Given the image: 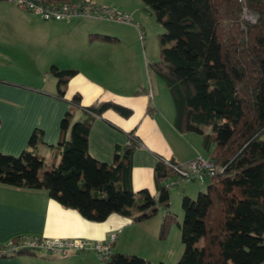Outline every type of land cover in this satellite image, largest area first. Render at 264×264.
<instances>
[{"label":"trees","instance_id":"16d2710c","mask_svg":"<svg viewBox=\"0 0 264 264\" xmlns=\"http://www.w3.org/2000/svg\"><path fill=\"white\" fill-rule=\"evenodd\" d=\"M141 1L164 26L160 60L150 66L171 96L173 126L181 133L202 135L207 158L221 168L195 199L182 196L183 220L178 225L184 248L176 264H264V0ZM243 7L258 15L255 22L243 19ZM90 38L117 40L100 34ZM50 73L57 80V96L64 98L65 86L77 71L51 66ZM68 102L71 110L60 122L58 164L45 169L37 153L41 131L35 130L18 156L0 151V184L44 189L62 206L95 222L117 213L139 223L162 206L166 212L158 237L166 238L176 217L169 211L163 163L153 167L157 195H152L132 187L136 140L116 145L111 163L89 153L95 116L113 110L129 118L132 108L112 100L83 106L79 92ZM78 107L87 116L72 122ZM19 254L34 255L24 250L14 255ZM104 262L152 264L119 252H111Z\"/></svg>","mask_w":264,"mask_h":264},{"label":"crops","instance_id":"0c3cea01","mask_svg":"<svg viewBox=\"0 0 264 264\" xmlns=\"http://www.w3.org/2000/svg\"><path fill=\"white\" fill-rule=\"evenodd\" d=\"M128 13L131 19L139 17V0H92ZM145 6V5H144ZM120 23L72 18L43 20L40 16L25 12L11 3L0 1V151L18 156L28 145L35 130L41 131L37 153L43 157L45 169L58 164L60 154V122L70 109L69 99L79 92L81 104L89 105L98 100H112L132 107L138 105L139 118H123L113 110L95 116L89 134V153L94 158L111 163L116 145L125 146L131 136L137 141L133 155L132 187L135 192L147 189L157 195L153 180V167L161 158L174 162H186L201 155L203 136L187 137L173 126L172 117L165 120L169 126L154 127L155 138L147 144L142 127L149 116L162 114L157 106L145 105L124 76L128 70L129 53L124 48ZM122 24V23H121ZM94 34L113 36L108 42L91 39ZM23 38L29 50H20L10 38ZM26 68H39L45 76L34 81V73ZM31 66V67H29ZM51 66L59 69H75L77 74L65 86L64 98L57 96V80L50 73ZM20 68L28 73L21 78L8 68ZM126 75V74H125ZM138 93V92H137ZM172 100V99H171ZM173 104V102H172ZM75 111L78 112L77 117ZM72 122L84 119L87 114L74 108ZM133 115V114H132ZM170 115V114H169ZM133 118V119H132ZM138 122H137V120ZM166 118V116H165ZM151 127V126H150ZM166 182V179L164 183ZM134 223L117 213L104 221L95 222L83 218L74 209L66 208L48 196L44 189H26L0 184V244L21 236L42 238H85L106 242L110 233L116 234L111 252H125L126 242L133 235ZM128 237V240H126ZM153 255V254H151ZM149 262L163 260V256L148 258ZM154 257V256H153ZM151 260V261H150ZM0 264H105L93 251L71 254L67 257L36 254L0 255Z\"/></svg>","mask_w":264,"mask_h":264},{"label":"rangeland","instance_id":"374dc122","mask_svg":"<svg viewBox=\"0 0 264 264\" xmlns=\"http://www.w3.org/2000/svg\"><path fill=\"white\" fill-rule=\"evenodd\" d=\"M239 1L243 2L245 0ZM139 3H142L138 13L139 17L135 16L133 18V23H138L141 27L140 30L142 31V37H140L138 30L131 24L120 23L117 28L122 31L125 41L124 48L129 53L128 70L124 72V76L130 81L131 88H133L131 94L134 93L141 97L142 99L138 100L143 101L146 106L150 105L153 107L156 105L162 112L161 115L156 112L153 116H149L145 121V125L142 127V135L147 144L151 145L150 142L156 137L154 130L155 126L163 129L165 127L169 128L167 121L172 117L173 104L165 82L150 66L153 62L160 60L161 45L159 34L164 31V26L156 21L152 11L144 6L142 1ZM242 17L253 23L256 21L258 15L250 11L248 8L243 7ZM14 38L15 37L10 38L11 44H16L20 50L24 49L29 52L23 38L16 40ZM23 67L32 72V74L34 73V81L38 82V80L44 79L45 76L39 68ZM8 70L13 73L14 76L19 75L18 77L21 78L28 76V73L21 71L18 67L14 68V70L8 68ZM140 112L141 111H139L137 105L132 117L139 118ZM75 113V116L77 117L78 112L75 111ZM206 130V132L209 131V129ZM186 135H189L187 137L191 138L199 137V135L194 133H186ZM207 155L204 146H201V155L198 156L207 158ZM209 180L206 182L189 181L170 186L169 211L173 213L176 218L170 222L166 238L160 239L158 237V230L166 212V210L160 206L158 207L157 213L152 217L142 222L134 223L133 235L129 240L127 237L126 240H128V242H126V251L122 253L137 255L140 257L153 254L148 257L153 259L158 256H163V260L152 261L151 263L157 264L163 262L165 264H176L184 248L181 243L180 228L178 225L183 220V210L181 207L182 196H188L191 199H195L199 192H204L206 190L207 182Z\"/></svg>","mask_w":264,"mask_h":264},{"label":"built area","instance_id":"2783aa9c","mask_svg":"<svg viewBox=\"0 0 264 264\" xmlns=\"http://www.w3.org/2000/svg\"><path fill=\"white\" fill-rule=\"evenodd\" d=\"M13 4L17 8L40 16L43 20H66L72 18L94 19L96 21H112L133 25L142 37L141 27L133 23L130 15L107 5H98L92 0H0ZM131 140L134 137L131 136ZM166 170L165 186H175L179 183L198 181L206 182L221 168L210 159L197 156L186 162H174L161 158ZM116 240V234L110 233L108 240L91 241L85 238H42L38 236H21L19 241L9 240L0 249V255H14L20 250L30 251L36 255L67 257L71 254L93 251L102 261L111 254V246Z\"/></svg>","mask_w":264,"mask_h":264}]
</instances>
